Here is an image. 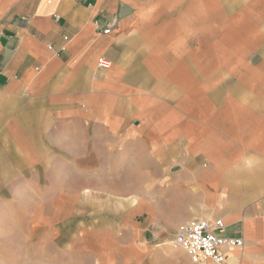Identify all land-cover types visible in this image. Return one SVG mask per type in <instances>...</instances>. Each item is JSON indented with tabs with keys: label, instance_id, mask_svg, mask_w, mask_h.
Instances as JSON below:
<instances>
[{
	"label": "crops",
	"instance_id": "crops-1",
	"mask_svg": "<svg viewBox=\"0 0 264 264\" xmlns=\"http://www.w3.org/2000/svg\"><path fill=\"white\" fill-rule=\"evenodd\" d=\"M14 193L35 196L33 264H170L192 219L244 240L228 264H264V0H0Z\"/></svg>",
	"mask_w": 264,
	"mask_h": 264
},
{
	"label": "rangeland",
	"instance_id": "rangeland-1",
	"mask_svg": "<svg viewBox=\"0 0 264 264\" xmlns=\"http://www.w3.org/2000/svg\"><path fill=\"white\" fill-rule=\"evenodd\" d=\"M7 196L4 195V205L0 203V264H33L39 243L29 238L40 231L32 225L28 212L32 211L35 196L17 193ZM54 245L58 261L64 259L67 252L75 255L74 243L70 241ZM160 248L169 251L170 264H188L184 251L175 247L172 233L166 234V243ZM163 260L166 262V257Z\"/></svg>",
	"mask_w": 264,
	"mask_h": 264
},
{
	"label": "built area",
	"instance_id": "built-area-1",
	"mask_svg": "<svg viewBox=\"0 0 264 264\" xmlns=\"http://www.w3.org/2000/svg\"><path fill=\"white\" fill-rule=\"evenodd\" d=\"M110 30H105L108 33ZM99 67L109 68L112 61L102 57L98 62ZM221 219H192L177 229L174 244L186 251L196 264H228L227 257L222 248L241 247L244 245L242 238H226L218 234L224 228Z\"/></svg>",
	"mask_w": 264,
	"mask_h": 264
}]
</instances>
